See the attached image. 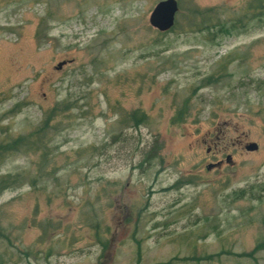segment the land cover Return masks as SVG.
<instances>
[{
  "label": "rangeland",
  "instance_id": "1",
  "mask_svg": "<svg viewBox=\"0 0 264 264\" xmlns=\"http://www.w3.org/2000/svg\"><path fill=\"white\" fill-rule=\"evenodd\" d=\"M157 1L0 0V264H264V0Z\"/></svg>",
  "mask_w": 264,
  "mask_h": 264
},
{
  "label": "trees",
  "instance_id": "2",
  "mask_svg": "<svg viewBox=\"0 0 264 264\" xmlns=\"http://www.w3.org/2000/svg\"><path fill=\"white\" fill-rule=\"evenodd\" d=\"M256 9L258 11L257 12L258 15H264V2H260V4L256 6ZM172 27H174V25ZM203 27H209V26L207 25ZM57 110H58L57 106H53L49 108L41 124L36 126L35 129L31 130L30 133L27 134L19 133L15 136H11L9 138L0 140V158H2L5 152H7L8 150H12V149L15 150L24 144L35 142L41 145L42 143L46 142L47 141L46 134L48 132L50 120L57 114ZM131 116L135 126L139 125L141 122H143L146 119V114L144 111L134 110L131 113ZM179 118L180 119L177 120H181L183 118L181 117V114ZM42 150H44V148H42ZM42 153H43L42 157L44 159L45 158L44 156L45 155L47 156V150L42 151ZM25 178H26L25 170H19L14 172L8 171L3 174H0V193L9 186H16L23 183L25 181ZM29 181L35 184L36 177H31V178L29 177ZM257 241L258 242L256 243L255 246L256 249L261 246H264V238Z\"/></svg>",
  "mask_w": 264,
  "mask_h": 264
},
{
  "label": "water",
  "instance_id": "3",
  "mask_svg": "<svg viewBox=\"0 0 264 264\" xmlns=\"http://www.w3.org/2000/svg\"><path fill=\"white\" fill-rule=\"evenodd\" d=\"M177 9V0H158L150 11V24L160 31L170 29L174 25ZM256 147L257 143L255 141L246 144L247 149H255Z\"/></svg>",
  "mask_w": 264,
  "mask_h": 264
}]
</instances>
